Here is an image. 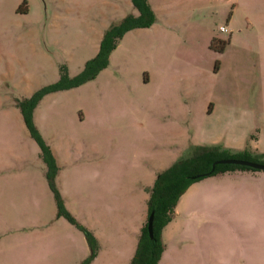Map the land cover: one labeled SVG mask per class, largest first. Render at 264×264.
<instances>
[{
    "label": "rangeland",
    "instance_id": "rangeland-1",
    "mask_svg": "<svg viewBox=\"0 0 264 264\" xmlns=\"http://www.w3.org/2000/svg\"><path fill=\"white\" fill-rule=\"evenodd\" d=\"M147 1L150 26L124 32L92 79L31 109L64 207L97 240L90 264L129 262L156 173L191 146L264 160V0ZM127 14H137L131 0H0V264L88 257L83 231L58 215L52 170L21 106L61 66L79 74ZM258 214L264 222V205Z\"/></svg>",
    "mask_w": 264,
    "mask_h": 264
},
{
    "label": "crops",
    "instance_id": "crops-1",
    "mask_svg": "<svg viewBox=\"0 0 264 264\" xmlns=\"http://www.w3.org/2000/svg\"><path fill=\"white\" fill-rule=\"evenodd\" d=\"M105 167H99L101 174ZM261 205L264 175L260 171L236 169L190 183L179 196L173 217L161 229L159 260L164 258L165 264H264V254L259 252L264 237V222L258 214ZM145 218L146 212L141 223ZM232 236L243 246H231ZM96 260L97 255L91 263Z\"/></svg>",
    "mask_w": 264,
    "mask_h": 264
},
{
    "label": "trees",
    "instance_id": "trees-1",
    "mask_svg": "<svg viewBox=\"0 0 264 264\" xmlns=\"http://www.w3.org/2000/svg\"><path fill=\"white\" fill-rule=\"evenodd\" d=\"M131 4L137 11V14L135 16L127 14L118 21L111 23L103 31L96 55L87 61L79 74L70 77L66 67L61 66L58 81L36 92L30 99L26 100L30 105V109L21 106V113L25 124L32 137L36 140L45 162L52 170L48 173V179L55 194L58 215L67 218L68 221L79 227L84 233L90 253L81 264H90L96 257L97 240L91 231L81 225L64 207L62 198L53 183V170L56 165L55 159L49 146L42 140L36 126L33 124L31 109L46 92L72 88L86 80L92 79L100 69L106 66L109 53L114 49L124 32L134 28L148 27L154 22L155 16L147 0H131ZM223 158H238L264 163V160H257L255 155H252L246 148L241 151L232 152L220 145L191 146L186 155L178 157L168 167L156 173L152 185L147 190L146 218L140 227L135 249L127 264H157L163 250V243L160 237L161 229L171 220L179 196L190 183L205 176L226 171L236 169L255 170L234 164H215L211 167L214 161ZM150 213H152L151 238L148 236L146 229V220Z\"/></svg>",
    "mask_w": 264,
    "mask_h": 264
},
{
    "label": "water",
    "instance_id": "water-1",
    "mask_svg": "<svg viewBox=\"0 0 264 264\" xmlns=\"http://www.w3.org/2000/svg\"><path fill=\"white\" fill-rule=\"evenodd\" d=\"M215 164H234L239 166H246L255 170H264V163H258L254 161L238 159V158H223L214 161L211 165L213 167ZM146 229L148 236L152 237V213L147 216Z\"/></svg>",
    "mask_w": 264,
    "mask_h": 264
},
{
    "label": "built area",
    "instance_id": "built-area-1",
    "mask_svg": "<svg viewBox=\"0 0 264 264\" xmlns=\"http://www.w3.org/2000/svg\"><path fill=\"white\" fill-rule=\"evenodd\" d=\"M219 30H220V31H224L225 29H224L223 27H220Z\"/></svg>",
    "mask_w": 264,
    "mask_h": 264
}]
</instances>
